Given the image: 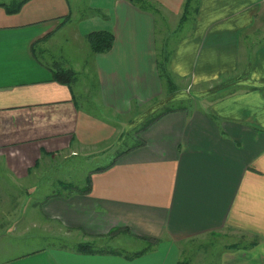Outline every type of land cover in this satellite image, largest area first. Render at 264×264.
I'll return each instance as SVG.
<instances>
[{"label":"crops","instance_id":"0c3cea01","mask_svg":"<svg viewBox=\"0 0 264 264\" xmlns=\"http://www.w3.org/2000/svg\"><path fill=\"white\" fill-rule=\"evenodd\" d=\"M13 1L0 0L5 170L21 183L53 156L122 145L150 123L139 134L142 145L122 149L112 166L91 173L89 192L48 194L39 212L80 241L129 237L145 249L158 242L134 259L81 253L78 241L24 250L0 264H179L192 250L191 264H264V42L250 45L251 31L264 28V0H197L162 64L156 10L111 0L85 21L72 0H27L8 12ZM152 1L180 25L184 0ZM100 29L115 33L114 46L103 53L90 48L84 63L113 121L81 104L80 87L58 82L56 61L46 55L60 36L84 44Z\"/></svg>","mask_w":264,"mask_h":264},{"label":"rangeland","instance_id":"374dc122","mask_svg":"<svg viewBox=\"0 0 264 264\" xmlns=\"http://www.w3.org/2000/svg\"><path fill=\"white\" fill-rule=\"evenodd\" d=\"M72 1L80 14V19L84 16L82 20L85 21H88L90 16L99 11V7L103 5L102 2L111 5V0ZM151 8H157L155 10L158 22V50L159 61L162 64L166 60L164 48L167 56H169L174 42L180 38L184 27L185 29L188 28L187 23L189 22L186 23L187 26L181 27V25H178L176 18L168 17L164 19L162 17V9L158 8L157 4ZM262 16H264V11L262 12ZM189 21H191V18ZM259 31L264 35V28L260 27ZM250 34L253 35L251 38L249 37L251 46L264 42L262 39L264 36L262 37L261 34L254 35V30ZM163 36L167 38V45H165V41L162 39ZM54 41L46 46L48 48L46 55L53 62L56 61V63L64 68H76L77 79L73 84L82 89L81 95L83 97L81 104L105 121H113L114 117L110 111L102 106L97 90L90 84L91 73L89 72L88 65L84 63V56L90 51L87 38L83 42L84 44L76 41H65V36H60ZM166 73H168V70L162 68L165 81L169 77ZM177 104V102H173L169 106L174 107ZM129 120L131 118L127 121L129 122ZM135 141V134L132 133L122 145L112 144V146L101 152L97 151L98 153H91L90 148L80 152L78 155H71L66 158L63 155L64 153L58 154L51 159L54 163L45 167L42 165L38 172H29L28 179L23 180L21 183L20 181L15 182L10 178V173L5 170L4 159L0 157V262L22 253L24 250L50 245H66L71 247L82 240L83 237L77 232H71L69 233L70 235H67L63 232V229L59 230L55 223L44 220L39 212V206H41L39 202H42V199L46 195L65 189L56 186L60 180L71 181L74 186H85L91 173L96 168L110 163L119 151L131 146ZM112 143H115V141H112ZM107 240L108 242L99 241V243L105 247L122 252L143 250L146 247L145 242L129 237H122L120 239L110 238ZM215 240L219 242L221 239L216 238ZM18 244V247L21 249L17 248ZM196 252L197 250L190 251L188 253L189 257L184 254L183 261L190 262V259L194 258Z\"/></svg>","mask_w":264,"mask_h":264},{"label":"trees","instance_id":"16d2710c","mask_svg":"<svg viewBox=\"0 0 264 264\" xmlns=\"http://www.w3.org/2000/svg\"><path fill=\"white\" fill-rule=\"evenodd\" d=\"M25 1H27V0H14L13 2H11L9 4H6L5 6H6V9L8 12H17L21 9V7ZM132 1L140 4L143 8H146V9L147 8H149L151 10L157 9V8H151L152 6H154L156 4L152 0H132ZM196 3H197V0H184L182 15H181V19H180L181 27L184 26L187 23V21H189L190 18H192L193 15L196 14V12L198 10ZM115 39H116L115 33L113 31L107 30V29L93 30L87 34V41L89 43L91 50L94 53H103V52L110 51L114 46ZM54 64H55V67H54L55 79L58 82L72 86V84L77 79L76 71L73 70L72 68H70V69L64 68L61 65H59L58 63H54ZM161 116H162V114L156 116L153 120H157ZM149 125H150V123H146L141 128H138L135 131L136 132L135 134L137 135V139H136L134 144H136V145L132 146V147L129 146L125 150L129 151V150L135 148L136 146L142 145L144 143V141L139 136V134H141V131L145 130ZM125 150L123 153L127 152ZM119 156H121V153L116 155L114 160L111 161L109 164L105 165L104 167H100V169L105 170V169L109 168L110 166H112ZM63 188H65L64 190L67 191L66 193L69 195H71L75 192H84V193L89 192L91 190V175L88 178L87 184L83 187L74 186L73 183H64ZM157 242H158V240L151 239V244H149V247L147 249L138 250L135 252H128V251L122 252L120 250L105 247V246L101 245L100 243H98L97 239H94V240H89V241L78 242L76 244V250L78 252H81V253H120V254H124L126 258L134 259L136 257L141 256L142 254H144L145 252H147L151 248H153L157 244ZM179 264H190V263L182 260L179 262Z\"/></svg>","mask_w":264,"mask_h":264}]
</instances>
